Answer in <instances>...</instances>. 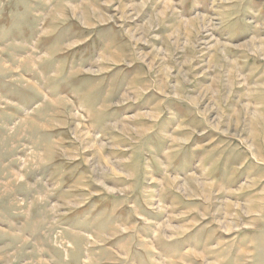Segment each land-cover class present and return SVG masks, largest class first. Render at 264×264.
I'll return each instance as SVG.
<instances>
[{"label": "rangeland", "instance_id": "374dc122", "mask_svg": "<svg viewBox=\"0 0 264 264\" xmlns=\"http://www.w3.org/2000/svg\"><path fill=\"white\" fill-rule=\"evenodd\" d=\"M0 264H264V0H0Z\"/></svg>", "mask_w": 264, "mask_h": 264}]
</instances>
